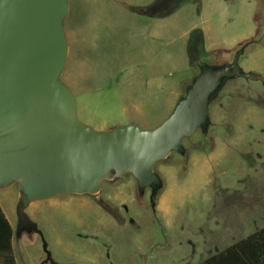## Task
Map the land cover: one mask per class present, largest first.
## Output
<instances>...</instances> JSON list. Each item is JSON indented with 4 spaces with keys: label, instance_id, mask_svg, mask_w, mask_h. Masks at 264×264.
Listing matches in <instances>:
<instances>
[{
    "label": "rangeland",
    "instance_id": "rangeland-1",
    "mask_svg": "<svg viewBox=\"0 0 264 264\" xmlns=\"http://www.w3.org/2000/svg\"><path fill=\"white\" fill-rule=\"evenodd\" d=\"M67 1L60 80L96 130L158 126L203 66L239 51L240 69L264 78V0ZM207 109V124L155 163L154 201L128 173L95 195L31 202L38 234L18 225L17 183L0 189L14 264H199L262 228L264 82L229 77Z\"/></svg>",
    "mask_w": 264,
    "mask_h": 264
},
{
    "label": "water",
    "instance_id": "water-1",
    "mask_svg": "<svg viewBox=\"0 0 264 264\" xmlns=\"http://www.w3.org/2000/svg\"><path fill=\"white\" fill-rule=\"evenodd\" d=\"M67 13V0H0V189L17 183L18 225L38 234L25 213L31 202L95 195L102 181L128 173L154 192L161 187L155 163L207 124V105L223 82L233 76L264 82L240 69L239 51L231 63L204 66L158 126L96 130L77 118L76 97L60 80Z\"/></svg>",
    "mask_w": 264,
    "mask_h": 264
},
{
    "label": "trees",
    "instance_id": "trees-1",
    "mask_svg": "<svg viewBox=\"0 0 264 264\" xmlns=\"http://www.w3.org/2000/svg\"><path fill=\"white\" fill-rule=\"evenodd\" d=\"M154 193L152 201L155 199ZM12 236L13 230L0 208V264H14ZM199 264H264V226Z\"/></svg>",
    "mask_w": 264,
    "mask_h": 264
},
{
    "label": "crops",
    "instance_id": "crops-1",
    "mask_svg": "<svg viewBox=\"0 0 264 264\" xmlns=\"http://www.w3.org/2000/svg\"><path fill=\"white\" fill-rule=\"evenodd\" d=\"M15 201H16V203H17V201H18V191H17V193H16V199H15ZM0 208H1L2 212L4 213L6 219L8 220V222H9V224H10L12 230H13V225H12V223H11L9 217H8L7 214L5 213V210H4V208H3L2 204H1V201H0ZM12 248H13V244H12Z\"/></svg>",
    "mask_w": 264,
    "mask_h": 264
}]
</instances>
